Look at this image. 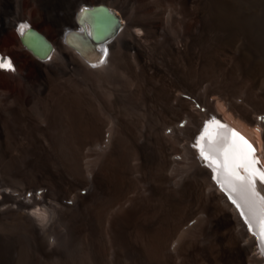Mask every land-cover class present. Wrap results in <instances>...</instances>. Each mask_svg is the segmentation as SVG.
Returning a JSON list of instances; mask_svg holds the SVG:
<instances>
[{"label": "bare ground", "instance_id": "1", "mask_svg": "<svg viewBox=\"0 0 264 264\" xmlns=\"http://www.w3.org/2000/svg\"><path fill=\"white\" fill-rule=\"evenodd\" d=\"M256 1L0 0V40L30 27L9 48L21 68H0V264H264L259 233L190 145L210 116L264 139V115L218 101L236 73L264 110ZM99 5L125 24L93 45L75 29L84 19L92 38L86 6ZM216 128L207 143L223 147ZM224 181L257 227L248 183Z\"/></svg>", "mask_w": 264, "mask_h": 264}, {"label": "snow or ice", "instance_id": "2", "mask_svg": "<svg viewBox=\"0 0 264 264\" xmlns=\"http://www.w3.org/2000/svg\"><path fill=\"white\" fill-rule=\"evenodd\" d=\"M87 10H85L86 12ZM27 27V25H21L20 26V34L21 36L25 35L24 29ZM103 55L104 57L108 56V49H103ZM105 63L104 59L99 60V64H92L93 68L99 67V65H102ZM0 68H7L12 69V63L10 60H5L4 62H0ZM264 119V118H262ZM214 127H224V125L220 124L218 120H211L207 121L204 124L203 131L200 133L199 137L197 138V142L194 145V147H197L200 152V156L204 161H211V165L213 167V179L217 180V183L219 184L220 181L217 179L218 177V170L221 167V162L216 160L215 158H212L208 155L207 152L204 150V145L202 141L206 136H211V129ZM255 152L256 149L253 147V145L245 139L243 136H241L238 132L233 131L231 133V141L227 147H225L222 151L223 156V169L224 171L231 177H233L235 180H238L240 182H244L247 179V183L250 186L252 192L254 195L259 196V193H257L256 190V180L259 179V181L264 184V171H261L259 168H257V164H259V160L255 159ZM243 169L245 173H247V177L245 175H241L240 169ZM223 187V185H221ZM229 200L237 207L238 210H240L241 217L244 218L245 223L248 224L249 231H252V225L248 222V218L245 216L243 209L241 208L240 204H238L232 197L229 195ZM261 200H264V197H261ZM260 237L264 239V220H261L260 223Z\"/></svg>", "mask_w": 264, "mask_h": 264}, {"label": "rangeland", "instance_id": "3", "mask_svg": "<svg viewBox=\"0 0 264 264\" xmlns=\"http://www.w3.org/2000/svg\"><path fill=\"white\" fill-rule=\"evenodd\" d=\"M215 1L216 0H208L209 6L205 7V9L207 10V9L214 8L215 7V3H216ZM223 1H225V2L227 1V4L230 3V0H223ZM258 1L262 2L264 0H258ZM256 3H257L256 0H239V8L242 7L241 9H244L246 7V9H252V8H255ZM247 4H249V5H247ZM243 6H244V8H243ZM262 7H264V6L261 4L260 8H262ZM113 11L119 16V18H121L122 25L124 26L125 19L123 18V14L119 10H116V9H113ZM16 32H18V30H16V28H14V27H11L9 29V31H7L5 33V35L3 36V40H0V52L5 54V55H7V56L10 55L13 58V64L12 65H14V67L17 68L16 71H12L11 73H7L8 77H10V78L15 74V72H17L21 68V67H19L18 63L15 61L14 57L9 52V48L13 47V45H14L15 40H14L13 36L15 35ZM6 53H8V54H6ZM10 60H11V58H10ZM2 73H6V72L0 71V75ZM229 82H230L229 88H227L225 90V92L223 93L224 96L226 97V99L224 98V100L223 99L221 100L218 97L219 98L218 99L219 103H222V102L224 103V101H227V102L233 103V104L244 105L245 108H248L252 112L258 113V115H260V116L264 115V110L262 111V108L257 107L258 105L255 102V100L258 98L257 96H259V94H260V91L257 90V87H254V85L252 84L251 80L246 81L243 78L239 79V78H237V75L235 73V75L233 77H231V80H229ZM240 85H241V87H240ZM244 87H246L245 91H243ZM246 96H248V97L246 98ZM249 96H251V97H249ZM253 96H255V98ZM214 98L216 99L217 97L214 96ZM253 98H254V100H253ZM255 107H256V109H255ZM223 108H226V106L224 104H223ZM258 127L262 130L263 127H264V124H263L262 127L261 126H258Z\"/></svg>", "mask_w": 264, "mask_h": 264}, {"label": "water", "instance_id": "4", "mask_svg": "<svg viewBox=\"0 0 264 264\" xmlns=\"http://www.w3.org/2000/svg\"><path fill=\"white\" fill-rule=\"evenodd\" d=\"M86 7H87L86 9L90 13L95 9L98 10V15L96 17H93V14H91V16L93 17V21L91 23L92 38H93L92 40L95 41L99 39V42L97 43L101 44L104 41H106L108 38H110L113 35V33L120 27L121 20L115 12H113L106 6L99 5V6H86ZM81 23L83 24V26L86 25L84 19L83 20L81 19ZM35 33L39 40H42L47 46H49V41L43 35L37 32ZM106 36H108V38L104 39Z\"/></svg>", "mask_w": 264, "mask_h": 264}]
</instances>
